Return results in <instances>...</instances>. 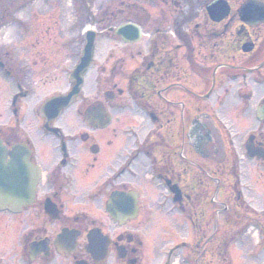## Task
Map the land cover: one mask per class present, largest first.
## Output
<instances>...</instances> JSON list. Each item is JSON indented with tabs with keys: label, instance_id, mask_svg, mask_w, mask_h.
Listing matches in <instances>:
<instances>
[{
	"label": "flooded vegetation",
	"instance_id": "flooded-vegetation-1",
	"mask_svg": "<svg viewBox=\"0 0 264 264\" xmlns=\"http://www.w3.org/2000/svg\"><path fill=\"white\" fill-rule=\"evenodd\" d=\"M248 1L192 0L202 11L141 48L123 42L102 64L96 44L78 97L46 118L42 104L74 85L87 2L0 0V139L6 163L16 151L28 173L0 205V264H148L151 238L138 227L153 212L207 234L211 197L235 189L234 135L249 130L245 151L264 150V0L254 25L241 14ZM201 12L208 27L184 28Z\"/></svg>",
	"mask_w": 264,
	"mask_h": 264
},
{
	"label": "rangeland",
	"instance_id": "rangeland-1",
	"mask_svg": "<svg viewBox=\"0 0 264 264\" xmlns=\"http://www.w3.org/2000/svg\"><path fill=\"white\" fill-rule=\"evenodd\" d=\"M86 2L88 6L87 28L93 27V29L97 31V60H100L99 64H102L104 60L108 59L109 56L107 54L109 52H114L115 56H118L119 47H123L122 40L114 34V31L110 30V27H114V30L125 21L140 23L145 35L136 43V47L138 46L141 48L148 42L149 39L147 37L151 33L155 35V38L160 37L162 31H173L177 24V17H181V13H183L182 15L184 16V14L189 11H202V6H199L200 9H198V7L193 4L192 0H179L180 6L175 4V2H165V0H102L98 1V3L86 0ZM75 4L78 5L77 0H75ZM117 6L120 8L118 12L115 11ZM94 14L96 16H92ZM145 14L148 20L141 18ZM205 14L206 13L201 12L199 18H187L188 21L184 24V28L187 26L194 28L199 23L201 26L208 27V25L205 24ZM83 19L84 18H81V21ZM179 20L180 22L184 21V19ZM84 31L85 30L82 29L80 32L83 36ZM76 33L77 31L73 32V37H77ZM80 40L84 42L83 39ZM77 42H79V40ZM133 64V61L128 58L125 67L127 68ZM92 71L95 74V67ZM93 80L94 77L92 81L91 77H89V89L95 85ZM48 90L49 89H45L43 94H48ZM252 102L255 104V100ZM2 105L4 108L5 102ZM0 108L2 109V106H0ZM3 117L6 119L5 116ZM3 117L0 118V122L4 120ZM254 120V114L247 117V129L250 127L249 124ZM248 132L249 130H239L233 137V146L231 145L232 148L236 149L238 154L242 156L240 172L238 173L240 177L238 187L243 199L239 200L241 207L237 208L235 204H233L234 194L228 193L227 190H229V188H225L226 190L221 188L219 190V199H221L224 204L230 202L229 206L231 211L224 210L222 204L218 205L215 203V206H211L212 211L207 210V213L209 211L211 212L208 220V232L206 235H203L205 237L201 236L199 239H194V237L189 235L191 233L190 225H188V221L185 220L187 219L185 216L173 218L174 221L170 223L171 225H168L163 219L168 218L169 214L153 212L150 224L138 227L146 241L148 238L150 241L151 238V245L153 248L148 264H172V261L173 264H196L195 258L200 248H202V250H200L201 256L207 254V251L210 252L209 254L213 255L218 252L219 246L220 251H224V248H228L231 239L233 240L230 245L231 253L229 259H226L222 252V258L216 256V262L214 263L212 261L211 264H264V164H260L258 161L254 160L250 161L245 158L246 151L244 145L246 143V138H248L246 136ZM230 139L232 140V138ZM238 217V221H242V224L238 225V223L235 222ZM227 218L233 220L231 223L234 224V227L225 224ZM252 221L262 225L263 229L261 232L255 224H251ZM256 221L260 222L258 223ZM248 225H250L249 228H247ZM229 233L232 234L225 241L224 238L228 236ZM179 240L181 245H179V248L173 251V255L169 257L168 254L172 252L173 244H175V241L177 242ZM221 241H223V243L220 245ZM177 251L183 253V255L180 256L182 262L179 260L176 261ZM186 251H188V253ZM162 253H165V256H161ZM203 262H205L204 264L208 263L205 256Z\"/></svg>",
	"mask_w": 264,
	"mask_h": 264
},
{
	"label": "water",
	"instance_id": "water-1",
	"mask_svg": "<svg viewBox=\"0 0 264 264\" xmlns=\"http://www.w3.org/2000/svg\"><path fill=\"white\" fill-rule=\"evenodd\" d=\"M258 10H259V6L256 2L247 3L242 9L245 20L246 19L247 20L256 19ZM139 31H140L139 27L134 26L133 24L124 25L116 31V34L124 37V41L134 42L135 40H137V37L139 36ZM94 43H95V35L90 33L88 37V47H87L85 56L82 59L81 65L77 67V69L75 70L73 74V76L78 79L77 86L69 95L62 96L56 99V101H52L50 106H53V107L56 106L59 108L64 107L65 105L69 104L71 99H73L74 94H76L79 91V86L81 85V81H82L79 77V74L85 72L91 62ZM46 105L48 107L49 103ZM263 112H264V109H263ZM249 152H250L249 155L251 158H253L255 155L264 157V155L261 156L262 154L260 151L256 152L254 150L249 149ZM18 180L19 179H18L17 165L12 166V163L9 166L5 165L3 163L2 155L0 153V200L6 194L8 196L11 194L10 187L18 186Z\"/></svg>",
	"mask_w": 264,
	"mask_h": 264
}]
</instances>
